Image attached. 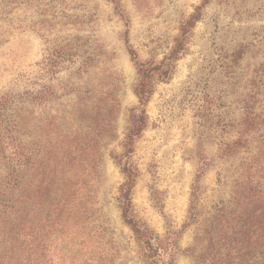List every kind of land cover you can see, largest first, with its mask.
<instances>
[{"label":"rangeland","instance_id":"obj_1","mask_svg":"<svg viewBox=\"0 0 264 264\" xmlns=\"http://www.w3.org/2000/svg\"><path fill=\"white\" fill-rule=\"evenodd\" d=\"M204 1L118 0V10L113 0H0V96H38L21 136L36 165L25 152L23 171L91 174L93 225L114 264H145L122 219L124 167L135 175L133 217L161 239L176 232L172 264H264V0H207L182 36ZM180 37L184 49L168 78L152 77L146 126L128 143L140 82L128 47L159 64ZM252 102L258 134L221 156Z\"/></svg>","mask_w":264,"mask_h":264},{"label":"trees","instance_id":"obj_2","mask_svg":"<svg viewBox=\"0 0 264 264\" xmlns=\"http://www.w3.org/2000/svg\"><path fill=\"white\" fill-rule=\"evenodd\" d=\"M113 2L119 10L118 0ZM206 2L198 6L196 13L186 21L182 36L187 32L185 25L191 26L199 19L200 10ZM183 49L184 38L180 37L176 46L159 64H146L137 61L134 50L128 47L140 74V82L135 88L139 106L131 110L132 126L127 134L128 143L146 126L144 106L151 95L152 77L157 74L160 78H168L172 72V62ZM37 99V94L31 91L0 96V264H114L110 253L100 248L98 231L101 228L97 229L93 225L91 174L75 172L66 179L58 171H42L36 179V171H23L27 155L22 148L21 136L24 121L33 116ZM253 103L244 109L236 138L222 142L221 156L230 158L240 148H247L258 134L261 120ZM76 150L81 151L83 148L76 145L73 152ZM28 152L26 166L30 170L36 165V152L33 148ZM48 153L43 167L45 170H50L49 165L53 161L51 151ZM123 171L127 179L120 187L122 219L135 234L142 261L145 264H172L177 252L176 232L168 230L166 238L161 239L144 222L133 217L130 194L135 175L130 168L124 167ZM24 172L29 176L26 183ZM60 179L59 187L56 183ZM245 184L243 179L236 182L235 191H239V195L245 192ZM258 195V200L264 201V191H259Z\"/></svg>","mask_w":264,"mask_h":264}]
</instances>
